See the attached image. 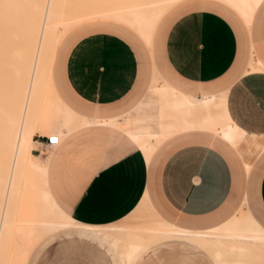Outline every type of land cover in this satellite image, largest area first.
<instances>
[{
  "label": "crops",
  "instance_id": "crops-1",
  "mask_svg": "<svg viewBox=\"0 0 264 264\" xmlns=\"http://www.w3.org/2000/svg\"><path fill=\"white\" fill-rule=\"evenodd\" d=\"M216 5L236 15L210 9ZM107 21L108 30L75 26L56 47L51 74L60 100L45 110L41 130L73 132L51 149L43 148L47 135H34L33 153H49L42 157L43 180L27 187L23 213L41 221L65 216L75 224L37 241L22 264L59 234L95 244L110 264H126L115 241L135 225L144 200L158 218L190 234L124 238L130 249L139 244L128 264H146L164 245L188 259L203 255L211 264H229L238 254L223 226L245 215L264 231V148L248 165L234 144L199 128L171 133L143 153L126 132L99 123L132 113L158 73L194 98L226 95L236 126L264 140V1L251 24L219 0L179 7L160 23L152 47L132 27ZM253 60L262 70L249 71ZM65 106L90 124L78 128ZM43 193L49 200H41ZM185 247L193 251L184 253ZM248 248L249 264H264V243Z\"/></svg>",
  "mask_w": 264,
  "mask_h": 264
},
{
  "label": "bare ground",
  "instance_id": "bare-ground-1",
  "mask_svg": "<svg viewBox=\"0 0 264 264\" xmlns=\"http://www.w3.org/2000/svg\"><path fill=\"white\" fill-rule=\"evenodd\" d=\"M189 1L199 4L203 0H0V264H13L14 260L22 264L37 241L75 224L65 216L41 221L23 213L27 187H34L45 175L42 153H33L38 145L33 137L44 134L43 114L49 110L48 106L60 100L47 78L55 43L79 24L107 19L132 27L152 47L163 19ZM219 1L251 24L264 0ZM254 70H262L256 60L249 71ZM153 81L150 93L132 113L99 124L126 132L143 153L156 150L157 144L171 133L199 128L211 130L234 144L248 165L263 150V139L239 129L231 120L226 111V95L194 98L169 86L158 73ZM65 107L66 114L74 113ZM74 114L79 120L78 128L90 124L91 119ZM70 132L73 131L65 129L44 135L57 134L62 139ZM157 132H161L163 139H157L160 138ZM41 196L43 202L50 198L44 193ZM144 201L134 213L135 225L123 236L125 239L143 241L152 235L190 234L158 218L148 201ZM222 228L228 232V241L234 244L230 251L238 254L229 264H249L248 245L264 243V231L245 215ZM124 238L115 242L128 264L139 244L130 249Z\"/></svg>",
  "mask_w": 264,
  "mask_h": 264
},
{
  "label": "rangeland",
  "instance_id": "rangeland-1",
  "mask_svg": "<svg viewBox=\"0 0 264 264\" xmlns=\"http://www.w3.org/2000/svg\"><path fill=\"white\" fill-rule=\"evenodd\" d=\"M189 4H198V2L189 1L185 3V5ZM220 12H223L229 16L236 15L232 11H228L218 5L214 6L213 8ZM170 17V16H169ZM168 19V18H167ZM166 19V20H167ZM88 23L82 24L80 26H77L76 28L79 29H85L86 32L94 31V30H100V29H107L109 28L110 22L107 20H101L98 19L96 21H92ZM166 22V21H165ZM165 22L163 25H165ZM163 27L161 28L159 32V36L161 35V32L163 30ZM251 32V28H248ZM157 36L156 41L159 39ZM59 43H55L54 50L52 53L51 62L49 64V67L47 70V78L51 80V84H53V78H52V61L54 57V53L56 50V47ZM156 52V42H155V48L154 53ZM156 57V54H155ZM157 60V57H156ZM49 71V72H48ZM49 74V75H48ZM51 77V79H50ZM47 85V86H48ZM49 88V87H48ZM37 143V142H36ZM38 144V143H37ZM50 149V148H48ZM42 157L46 158L45 155L49 152L42 151ZM51 244V245H50ZM171 246V245H170ZM169 245L162 246V250L157 253V255L152 257V260H148L145 262L146 264H211V262L203 255H198V257H189L190 259L184 257L181 255L180 251H173L169 249ZM185 252L193 251V249L185 247ZM103 251L100 250L95 244L89 243V242H82L74 237H65L62 234H59L51 243H49L44 248L35 247L26 264H110L104 257ZM186 255V254H185ZM106 260V261H104Z\"/></svg>",
  "mask_w": 264,
  "mask_h": 264
},
{
  "label": "built area",
  "instance_id": "built-area-1",
  "mask_svg": "<svg viewBox=\"0 0 264 264\" xmlns=\"http://www.w3.org/2000/svg\"><path fill=\"white\" fill-rule=\"evenodd\" d=\"M61 141L60 137L57 134H51L46 136V143L43 145V148H50L56 146Z\"/></svg>",
  "mask_w": 264,
  "mask_h": 264
}]
</instances>
